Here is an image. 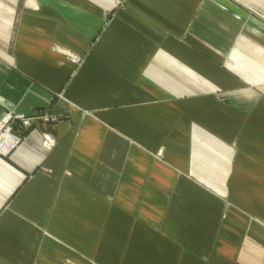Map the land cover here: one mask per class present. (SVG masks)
Segmentation results:
<instances>
[{"label": "crops", "instance_id": "0c3cea01", "mask_svg": "<svg viewBox=\"0 0 264 264\" xmlns=\"http://www.w3.org/2000/svg\"><path fill=\"white\" fill-rule=\"evenodd\" d=\"M123 1L0 0V264H264V0Z\"/></svg>", "mask_w": 264, "mask_h": 264}, {"label": "built area", "instance_id": "2783aa9c", "mask_svg": "<svg viewBox=\"0 0 264 264\" xmlns=\"http://www.w3.org/2000/svg\"><path fill=\"white\" fill-rule=\"evenodd\" d=\"M54 121L56 118L50 115H35L27 117L22 114L6 113L0 120V156H8L14 151L22 141V137L13 130L12 123L19 121L25 129L32 126L35 121ZM55 145V140L48 134L44 135L43 146L47 149Z\"/></svg>", "mask_w": 264, "mask_h": 264}, {"label": "rangeland", "instance_id": "374dc122", "mask_svg": "<svg viewBox=\"0 0 264 264\" xmlns=\"http://www.w3.org/2000/svg\"><path fill=\"white\" fill-rule=\"evenodd\" d=\"M122 3H124L123 0H117L116 6L118 7V6L122 5Z\"/></svg>", "mask_w": 264, "mask_h": 264}]
</instances>
